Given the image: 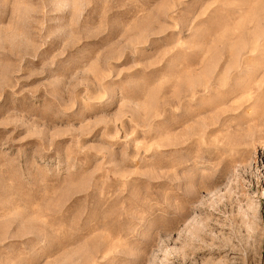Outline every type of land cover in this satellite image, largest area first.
Wrapping results in <instances>:
<instances>
[{"label": "rangeland", "instance_id": "374dc122", "mask_svg": "<svg viewBox=\"0 0 264 264\" xmlns=\"http://www.w3.org/2000/svg\"><path fill=\"white\" fill-rule=\"evenodd\" d=\"M0 264H264V0H0Z\"/></svg>", "mask_w": 264, "mask_h": 264}]
</instances>
